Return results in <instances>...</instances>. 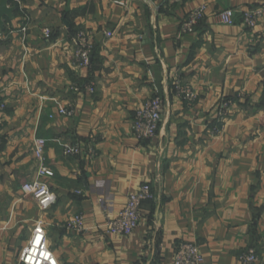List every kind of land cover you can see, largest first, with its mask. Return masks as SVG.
<instances>
[{"label":"crops","instance_id":"1","mask_svg":"<svg viewBox=\"0 0 264 264\" xmlns=\"http://www.w3.org/2000/svg\"><path fill=\"white\" fill-rule=\"evenodd\" d=\"M202 4L204 18L184 32ZM259 7L264 0H21L0 31V264H20L38 222L59 264H174L185 242L203 264H240L249 248L264 264V18L255 28L243 19ZM224 9L235 25L220 23ZM82 30L94 44L88 68L73 56ZM177 78L196 90L194 103L175 96ZM156 96L158 134L140 142L136 112ZM38 139L51 177L39 175ZM75 145L82 154L67 155ZM36 180L55 194L45 210L23 194ZM145 183L155 197L138 228L106 234ZM77 214L82 233L66 229Z\"/></svg>","mask_w":264,"mask_h":264},{"label":"built area","instance_id":"2","mask_svg":"<svg viewBox=\"0 0 264 264\" xmlns=\"http://www.w3.org/2000/svg\"><path fill=\"white\" fill-rule=\"evenodd\" d=\"M12 5L21 6V0H12ZM173 3H180L184 0H170ZM208 7L205 4L198 6L190 15L188 21L184 24V32H190L204 18ZM264 18V7L251 8L243 13V19L246 26L255 28ZM221 24L233 26L236 23V12L234 9H224L218 14ZM24 31L26 28L23 29ZM50 29L45 30V37L51 38ZM107 37H112L113 33L107 32ZM74 60L78 67L88 68L92 63V53L94 44L91 33L79 31L73 37ZM91 92H94L91 89ZM175 96L190 103H194L198 94L189 84L177 78L174 82ZM231 106V101L224 102L218 110L220 117ZM6 111V104L0 98V117ZM61 115L73 116L74 111L61 109ZM163 113V99L156 96L148 100L137 112L133 122V130L136 138L140 142L153 140L159 131ZM216 132V131H215ZM95 140V139H94ZM46 141L36 140L34 144V156L39 165V175L42 177H51L53 171L45 166ZM83 148L79 145L66 147L67 155H81ZM23 194L26 198L32 200L41 210H45L55 202V194L51 191L49 185L41 180L26 182L23 185ZM155 194L149 183L143 184L140 189L131 193L128 197L126 206L119 214L108 221L103 226V231L108 235L130 236L140 225L142 220V206L145 201L154 199ZM66 229L73 233H82L86 230V219L83 214L75 215L67 224ZM240 264H262V260L254 248H249L240 254ZM204 256L196 243L185 242L178 247L174 264H203ZM20 264H59L53 251L51 250L47 235L42 222H38L34 227L33 236L28 245L22 250L20 255Z\"/></svg>","mask_w":264,"mask_h":264},{"label":"water","instance_id":"3","mask_svg":"<svg viewBox=\"0 0 264 264\" xmlns=\"http://www.w3.org/2000/svg\"><path fill=\"white\" fill-rule=\"evenodd\" d=\"M18 8L12 5L11 0H0V31L8 21H12Z\"/></svg>","mask_w":264,"mask_h":264},{"label":"trees","instance_id":"4","mask_svg":"<svg viewBox=\"0 0 264 264\" xmlns=\"http://www.w3.org/2000/svg\"><path fill=\"white\" fill-rule=\"evenodd\" d=\"M11 2H13V1L11 0ZM16 7H17V8H18V10H19V6H16ZM18 10H17V11H18Z\"/></svg>","mask_w":264,"mask_h":264}]
</instances>
